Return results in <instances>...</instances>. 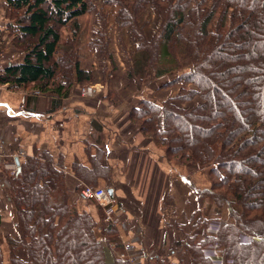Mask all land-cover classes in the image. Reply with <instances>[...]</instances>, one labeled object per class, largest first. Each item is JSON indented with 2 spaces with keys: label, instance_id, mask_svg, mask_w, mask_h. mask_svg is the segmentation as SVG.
<instances>
[{
  "label": "trees",
  "instance_id": "obj_1",
  "mask_svg": "<svg viewBox=\"0 0 264 264\" xmlns=\"http://www.w3.org/2000/svg\"><path fill=\"white\" fill-rule=\"evenodd\" d=\"M3 6L0 35L7 34L22 60L3 64L0 86L48 97L50 112L62 108L74 87L94 83L93 73L81 68L92 48L112 61V25L129 29L156 78L176 74L164 88L190 86L129 111V120L169 164L208 169L210 186L199 192L198 203L207 200L227 212L215 236L189 237L175 247L182 246L190 264H211L202 253L206 246L220 250L224 264H264V0H102L100 6L91 0H2L0 12ZM91 14L99 29L90 39ZM149 15L157 23L147 39ZM125 55L135 80L132 56ZM101 158L100 152L90 158L89 168L75 162L72 173L85 185L100 188L103 179L111 188ZM19 167L10 178L16 238L6 237L9 264H106L103 243L113 253L118 240L109 238L117 231L98 228L70 203L61 165L41 152ZM20 249L23 258L16 255ZM113 256L112 264H129Z\"/></svg>",
  "mask_w": 264,
  "mask_h": 264
},
{
  "label": "crops",
  "instance_id": "obj_2",
  "mask_svg": "<svg viewBox=\"0 0 264 264\" xmlns=\"http://www.w3.org/2000/svg\"><path fill=\"white\" fill-rule=\"evenodd\" d=\"M156 23V18L149 15L145 28L147 39L152 37ZM109 38L112 61L102 58L98 49L92 48L91 57L81 64L83 70L93 73L95 85L105 86L95 98L82 97L81 89L76 86L63 100L62 108L50 112L48 97L10 92L0 86V140L4 144L0 161V253L3 261L9 253L6 237L12 236L9 230L16 223L9 172L16 169V160L21 163L34 153L46 152L61 165L70 203L99 224L101 209L80 197L79 189L84 183L72 173V165L77 162L89 168L90 158L99 152L102 154L101 165L110 168L111 188H107L103 179L98 180V187L113 190L121 219L128 224L120 238L123 241L137 239L139 264H190L181 255L182 246L175 247V244L193 236L196 242L205 236L213 237L217 223L228 219L225 209L218 210L207 200L201 206L198 203L199 192L210 186L208 169H200L194 163L169 164L163 151L150 138L142 136L139 127L129 120V111L139 107L142 100L162 102L165 99L158 97L166 92L163 89H172L174 94L175 86L164 88L174 77L170 74L156 78L153 71L146 68V57L136 51L137 43L129 29L118 31L112 25ZM3 46L8 60H22L21 52L13 46ZM125 52L132 56L135 80L128 76L130 66ZM149 73L151 77L147 78ZM28 95L30 101L25 104ZM116 236L109 239L118 240L112 242L117 247L113 253L118 256L120 240ZM103 247L105 263L112 264V249L105 243ZM202 253L211 264H224L217 248L206 246ZM16 255L23 258L25 254L17 250Z\"/></svg>",
  "mask_w": 264,
  "mask_h": 264
},
{
  "label": "built area",
  "instance_id": "obj_3",
  "mask_svg": "<svg viewBox=\"0 0 264 264\" xmlns=\"http://www.w3.org/2000/svg\"><path fill=\"white\" fill-rule=\"evenodd\" d=\"M2 5V0H0V8ZM5 63V55L0 51V73L3 70V64ZM102 87L97 88L96 85H88L83 87L80 90V95L85 98H90L96 96L100 93ZM38 94V93H35ZM4 149V144L0 140V161L2 160V151ZM16 169L13 168L10 170L9 175L10 177L15 176ZM79 195L82 199L86 201L94 202L103 213L102 221L106 224L107 227H113L119 232L117 235L118 239L120 240V252L118 254V258L122 261H126L129 264H139L141 261V256L139 254V250L136 247L135 239H131L130 241H123L120 238V233L127 229V222L121 219V211L118 207L117 203L112 200L107 191L104 188H94L88 185H81L79 189Z\"/></svg>",
  "mask_w": 264,
  "mask_h": 264
},
{
  "label": "rangeland",
  "instance_id": "obj_4",
  "mask_svg": "<svg viewBox=\"0 0 264 264\" xmlns=\"http://www.w3.org/2000/svg\"><path fill=\"white\" fill-rule=\"evenodd\" d=\"M91 2L92 3H94V4H96L97 6H100L101 4H102V0H91ZM4 10H5V6H3V8L1 9V12H0V24H2L3 23V19L2 18H4V16H3V13H4ZM99 29V21H98V18H97V16L95 15V14H91V16H90V19H89V31H90V34H89V36L90 35H92L93 33H95V31H97ZM129 34V33H128ZM130 35V34H129ZM90 38H91V36H90ZM0 43L2 44V46H0V51L2 52V53H4V48H5V46H3V44H6V45H11L12 46V43H11V39H9L8 38V36H7V34L5 33V35H0ZM13 49H15L14 47H13ZM16 50V49H15ZM18 51V50H17ZM120 51V50H119ZM20 52V51H19ZM122 52V51H121ZM120 53V52H119ZM5 55V54H4ZM8 62V61H10V60H8V58L7 57H5V62ZM180 62H181V66H182V68H185V66L186 65H188V62H187V60L185 59V58H181V60H180ZM143 76V75H142ZM141 76V77H142ZM176 76V74H173V75H171L170 77L172 78V77H175ZM147 78H150L151 77V74L149 73V74H147V76H146ZM148 80H151V79H148ZM92 85H95L94 83L92 84ZM88 86V85H87ZM96 86H97V88H100V86L102 87V89L100 90L101 92L100 93H102L103 91H104V89H105V86L104 85H102L101 83H98V84H96ZM179 87H185V88H189L190 86H185V85H183V84H180V85H177V86H175V88L177 89L176 91H175V93L174 94H172V89H168V90H165V89H163L164 91H166L162 96H160V97H158V99L159 100H161L162 99V97H163V99H166L167 97H173L176 93H177V91H178V89H179ZM147 88V86H145V89ZM171 88V87H170ZM100 93H98V94H100ZM97 94V95H98ZM172 94V95H171ZM96 95V96H97ZM96 96H94V97H90V98H95ZM89 98V97H88ZM159 103V102H158ZM100 221H101V223L99 224L98 223V228H100V229H102L101 227H99V225H101V226H103V227H106V224H104L103 223V221H102V219H100ZM99 222V221H98ZM211 226V231L213 232V226L212 225H210ZM117 231V230H116ZM9 235L11 236H14L15 235V231H14V227H13V229L11 228V230H9ZM117 235H118V232H117ZM11 236V237H12ZM15 237H16V235H15ZM116 238H118L117 236H116ZM214 248V247H213ZM21 250V249H20ZM0 264H9V262L7 261V260H5V261H0ZM228 264H231V263H228Z\"/></svg>",
  "mask_w": 264,
  "mask_h": 264
},
{
  "label": "water",
  "instance_id": "obj_5",
  "mask_svg": "<svg viewBox=\"0 0 264 264\" xmlns=\"http://www.w3.org/2000/svg\"><path fill=\"white\" fill-rule=\"evenodd\" d=\"M19 172H20L19 162H18V160H16V174H18ZM107 193H108L109 197L113 200L114 199L113 190L107 189Z\"/></svg>",
  "mask_w": 264,
  "mask_h": 264
}]
</instances>
